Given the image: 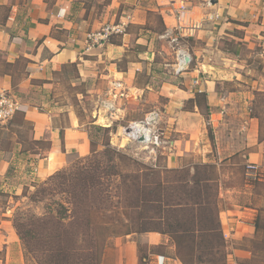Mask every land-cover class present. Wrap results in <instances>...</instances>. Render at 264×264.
I'll list each match as a JSON object with an SVG mask.
<instances>
[{"label": "crops", "instance_id": "1", "mask_svg": "<svg viewBox=\"0 0 264 264\" xmlns=\"http://www.w3.org/2000/svg\"><path fill=\"white\" fill-rule=\"evenodd\" d=\"M208 1L116 0L115 4L124 9L120 18L126 14L132 16L127 33L113 36L105 47L88 50L82 22H75L70 16L73 0H0V89L6 88L17 94L15 96L22 105L21 111L33 124L31 138L47 139L53 143L47 158L36 163L37 177H48L63 167L67 159L61 148L59 130L53 126L51 115L39 109L46 105L45 102L31 94L35 92V85L50 93L54 86V75L64 65L75 63L82 80H94L96 91L104 93V86L110 89L113 81L121 82L122 88L114 89L115 92L125 90L130 97L113 98L115 104L129 99L148 102L143 98V91L151 87H137L135 79L143 68V61L151 60L152 47L147 35L150 29L147 24L149 20L153 24L154 20L149 17L156 14L166 33L175 29L178 23L176 7L182 4L187 7L188 15L184 21V37L176 44L179 49L175 53L177 62L174 68L176 72L179 70L178 53L181 49L191 55V62L184 71L177 72L183 78L180 85L172 86L169 93L164 89L160 92L168 96L165 105L167 116L179 120L188 118L194 122L200 120L196 111L186 112L182 110V105L195 97L197 92L206 93L208 105L215 108L213 116L225 115L220 124L234 123L239 126L237 132H227L226 141L237 137L236 152L243 156L244 165L255 164L264 177L263 123L260 116L248 115L246 108L252 109V98L249 101L245 99L243 89V83L249 82L247 75H253L257 66L263 67L264 74V0H211V4ZM255 76L256 79L249 82L250 86L261 85L258 72ZM195 80L199 84H194ZM101 83L103 85L100 86ZM120 109L121 112L126 110L125 107ZM118 113L111 112L110 117L113 120H116L114 116L123 119L124 115ZM68 127L64 147L67 150L75 148L79 155L87 154L89 139L82 132L77 116L70 111ZM169 131L175 133V137L169 140L170 145L165 149L168 164L165 167H181L182 158L191 153L210 160L206 156L209 149L204 130L198 132L195 127L185 129L178 124L175 129L168 126ZM220 131H216L217 135ZM0 151L3 153L0 158L2 180L11 161L6 150L0 148ZM223 154H226L225 148L220 146L213 161H221ZM236 189L232 187L228 191L224 198L229 205L220 211L223 233L229 241V259L239 264H264V249L256 246L264 245V195L259 194L257 201L248 202L244 197L239 198ZM259 217L260 227L257 229ZM4 222L8 223V220ZM113 240V249L117 252L114 264H140L139 244L149 247L143 256L148 264H183L176 256V245L172 238L161 232L132 233ZM4 242L0 238V250L9 244L8 240ZM16 250L18 256L14 264H24L20 243Z\"/></svg>", "mask_w": 264, "mask_h": 264}, {"label": "rangeland", "instance_id": "2", "mask_svg": "<svg viewBox=\"0 0 264 264\" xmlns=\"http://www.w3.org/2000/svg\"><path fill=\"white\" fill-rule=\"evenodd\" d=\"M115 1L73 0L70 16L75 22H82V31L88 34L91 31L98 30L106 23L120 18L124 9L122 6L116 5ZM149 18L154 20L153 24L152 20H149L147 24L150 29L147 35L150 36L149 40L152 47L151 60L143 61V68L135 79L137 87H151L143 91V98L147 99L148 102L130 101L129 99L121 102V104H115L113 98L118 100L120 97L126 98L129 96V92L123 89L119 93L115 92L114 89L117 88L114 85L118 80L113 81V84L111 83L110 89L104 86V93H101L96 91L94 80H82L78 66L75 63L64 65L62 70L54 75V82L52 81L54 86L50 93L37 88L38 86L35 85V92L32 91L34 93L31 94L38 97V100L45 102L46 105L40 106L39 109L51 115L53 126L59 130V139L62 141L61 148L66 154V163L59 169L89 155L93 147L101 150L103 148L102 143L108 138L112 146L128 153L139 161L158 166H168L165 149L170 145L169 140L175 137V133L171 134L172 130L168 132V126L169 129H175L178 124H182L185 129L195 127L198 132L201 129L204 130L207 139L206 144L209 149L206 156L212 161L205 160L203 155L191 153L182 158L181 167L200 162H211L215 165L213 174L217 179L216 184L219 188V199L223 201V210L229 205L224 197L229 190H232V187L237 188L235 192L240 199L244 197L248 202L250 200L257 201V195H264V181L260 180L264 179L263 173L258 172V167L257 169L249 168V165H253L251 163L244 165L243 156L241 153L236 152L238 149L237 137L232 138L229 142L225 139L228 131H238L239 126L237 124H220L225 119L224 113L213 116L215 108H211L207 103V98L202 97L198 99L199 107L188 101H185L182 105V110L186 112L196 111L200 115L198 116L200 120L194 122L188 118L179 120L173 116H167L165 105L168 96H166L167 94H160V92L164 89L166 93H169V90L173 89L172 86L180 85L183 81L181 73H177L176 68H174L177 62L175 53H177L179 46L171 43L169 36H163L165 29L162 30L163 28H161L156 14H151ZM109 51L111 50L109 49ZM262 68V66H257V71L253 75H247V80L252 82L256 79L255 75L258 72L261 85L250 86L249 82H245L243 83V89L244 98L248 101L252 98V109L250 107L246 108L248 115L260 116L264 128V74ZM38 81L42 82L43 80ZM101 85L103 84L101 83ZM259 88L262 90L259 91ZM12 95L22 110V105L15 96L17 94L12 93ZM124 107L126 108L125 112H121L120 108ZM21 110L17 111L16 117L14 116L15 118L6 128L0 129V148L6 150L11 161L6 177L0 180V238L3 243L6 240L9 241V244L0 250V258H3L0 259V264L15 263L18 256L17 251L20 250V247L16 250L19 243L23 251L24 264H38L34 255H27L25 243L20 239L13 220L19 210L32 209L37 213L44 211V204L34 202L30 196L49 177L44 179L37 177L36 163L38 160L44 161L47 158L48 151L52 148L53 143L47 139L34 140L31 138L33 124L25 118V114ZM69 111L77 116L82 126V132L89 139V152L85 155H79L75 148L67 150L64 147L65 130L69 128ZM111 112L122 113L124 118L114 116L116 120H113L110 117ZM150 115L156 117L152 128L163 133L162 139L164 142L153 147L149 143L129 140L124 134V128L128 127L131 122L145 120ZM199 122L200 126H198ZM104 128H109V133L104 131ZM219 129L221 131L217 135L216 131H219ZM61 130L64 131V135L61 134ZM92 141L95 146L92 145ZM220 146L225 148L226 154L221 156V161L214 162L213 158ZM2 154L0 151V158H2ZM246 185L249 187H246ZM248 189L251 192L248 191L247 193ZM5 219L8 220V223L4 222ZM262 221L264 220L262 219ZM262 225L264 226V222ZM114 243L115 240L112 238L109 242V247L111 246L112 250L107 249L104 264H114L116 262L117 252L113 249L115 248ZM6 246H9V248H6ZM256 246L264 249V245L256 244ZM148 251L149 247L147 245L139 244L140 257L143 258ZM229 263L239 264V262H231L230 259ZM140 264L148 263L143 259Z\"/></svg>", "mask_w": 264, "mask_h": 264}, {"label": "trees", "instance_id": "3", "mask_svg": "<svg viewBox=\"0 0 264 264\" xmlns=\"http://www.w3.org/2000/svg\"><path fill=\"white\" fill-rule=\"evenodd\" d=\"M201 97L206 93L199 91L188 102L199 107ZM102 147L40 184L30 197L44 204L42 213L26 209L15 215L27 255L38 264H104L112 238L158 231L172 238L183 264H233L215 165L169 168L139 161L109 138Z\"/></svg>", "mask_w": 264, "mask_h": 264}, {"label": "built area", "instance_id": "4", "mask_svg": "<svg viewBox=\"0 0 264 264\" xmlns=\"http://www.w3.org/2000/svg\"><path fill=\"white\" fill-rule=\"evenodd\" d=\"M211 4V0L208 1ZM177 10V19L178 23L173 30L167 31L163 36H169L174 45L178 44L181 38L184 37L183 30L185 27L184 21L187 18V7L185 5H180L176 7ZM132 16L126 14L125 17L118 19L112 23H106L101 28L96 31H91L86 36V42L88 44V50L94 49L97 47H105L109 43V40L113 36H124L128 27L131 23ZM194 28V27H192ZM189 54L186 50H180L178 53L179 66L182 61H184V56ZM179 69V67H178ZM179 70H177L178 72ZM194 84H199L198 80L194 81ZM115 88H122L120 81L115 82ZM12 92L9 89L2 88L0 89V128L5 127L10 123L14 118L17 111L21 110V107L17 104V101L13 99ZM156 118L146 117L145 120L131 122L128 127L124 128V134L129 140H134L138 142H145L154 146H159L164 142L162 139L163 133L160 130L152 128V125L155 123ZM137 124H142L143 128L140 131H136L138 128ZM144 137V141L140 139ZM251 169H257L255 164L249 165Z\"/></svg>", "mask_w": 264, "mask_h": 264}, {"label": "water", "instance_id": "5", "mask_svg": "<svg viewBox=\"0 0 264 264\" xmlns=\"http://www.w3.org/2000/svg\"><path fill=\"white\" fill-rule=\"evenodd\" d=\"M190 62H191V55L186 54L184 56V61H182L180 66H179V72L184 71L189 66ZM140 140L144 141L145 139H144V137H142Z\"/></svg>", "mask_w": 264, "mask_h": 264}, {"label": "bare ground", "instance_id": "6", "mask_svg": "<svg viewBox=\"0 0 264 264\" xmlns=\"http://www.w3.org/2000/svg\"><path fill=\"white\" fill-rule=\"evenodd\" d=\"M153 115H150L149 117H152ZM156 117L154 116V119H155ZM138 125V128H136V131H140L142 128H143V126H142V124H137Z\"/></svg>", "mask_w": 264, "mask_h": 264}]
</instances>
